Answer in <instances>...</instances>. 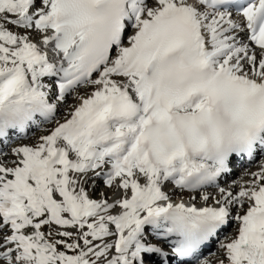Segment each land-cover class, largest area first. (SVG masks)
Masks as SVG:
<instances>
[{
  "label": "snow or ice",
  "instance_id": "1",
  "mask_svg": "<svg viewBox=\"0 0 264 264\" xmlns=\"http://www.w3.org/2000/svg\"><path fill=\"white\" fill-rule=\"evenodd\" d=\"M174 257L264 264V0H0V264Z\"/></svg>",
  "mask_w": 264,
  "mask_h": 264
},
{
  "label": "rangeland",
  "instance_id": "2",
  "mask_svg": "<svg viewBox=\"0 0 264 264\" xmlns=\"http://www.w3.org/2000/svg\"><path fill=\"white\" fill-rule=\"evenodd\" d=\"M74 101L73 100H69V103H73ZM46 127H51V125H47ZM39 133H40V131H39ZM41 134V133H40ZM32 137V138H31ZM29 139V140H28ZM33 139V135H28L25 139H24V144H28L27 142H29V141H31ZM28 140V141H27ZM21 141H23V140H21ZM16 145H18V144H16ZM13 146H15L14 144H13ZM258 166H259V161H257L255 164H253V166H250V170H252V171H255V170H257V169H255V168H258ZM242 170H238L237 171V173H235V175H234V177H233V179H238L239 178V176H238V174L241 172ZM101 187H102V185H101ZM231 231V230H230ZM217 251L215 250L211 255L213 256V260H215V259H217V256H215V255H213L214 253H216Z\"/></svg>",
  "mask_w": 264,
  "mask_h": 264
},
{
  "label": "bare ground",
  "instance_id": "3",
  "mask_svg": "<svg viewBox=\"0 0 264 264\" xmlns=\"http://www.w3.org/2000/svg\"><path fill=\"white\" fill-rule=\"evenodd\" d=\"M34 129V128H33ZM33 129H29L30 131H33ZM40 135V133H39V130H37V131H34V133H33V139L31 140V141H29V142H27L28 144H32L34 141H35V139L38 137ZM32 138V137H31ZM29 140V139H28ZM27 140V141H28ZM17 144L19 145V144H24V141H18L17 142ZM210 259H212V258H210Z\"/></svg>",
  "mask_w": 264,
  "mask_h": 264
}]
</instances>
